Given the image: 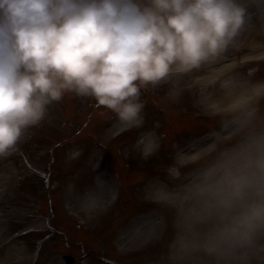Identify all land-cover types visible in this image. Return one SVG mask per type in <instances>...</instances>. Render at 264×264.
<instances>
[{
	"label": "clouds",
	"instance_id": "1",
	"mask_svg": "<svg viewBox=\"0 0 264 264\" xmlns=\"http://www.w3.org/2000/svg\"><path fill=\"white\" fill-rule=\"evenodd\" d=\"M160 91L205 131L147 186L155 264H264V0H0V160L67 96L113 113L116 135L144 129Z\"/></svg>",
	"mask_w": 264,
	"mask_h": 264
},
{
	"label": "rangeland",
	"instance_id": "2",
	"mask_svg": "<svg viewBox=\"0 0 264 264\" xmlns=\"http://www.w3.org/2000/svg\"><path fill=\"white\" fill-rule=\"evenodd\" d=\"M143 99L144 129L112 135L113 113L67 96L0 160V262L8 252V264H58L61 254L76 264H155L161 242L151 229L161 210L146 198L147 186L163 178L172 145L186 144L205 125L187 99L173 104L163 91ZM157 124L160 151L142 159L136 141Z\"/></svg>",
	"mask_w": 264,
	"mask_h": 264
},
{
	"label": "bare ground",
	"instance_id": "3",
	"mask_svg": "<svg viewBox=\"0 0 264 264\" xmlns=\"http://www.w3.org/2000/svg\"><path fill=\"white\" fill-rule=\"evenodd\" d=\"M11 253H7L6 258L2 259L0 263L2 264H8V261L10 260V255Z\"/></svg>",
	"mask_w": 264,
	"mask_h": 264
}]
</instances>
